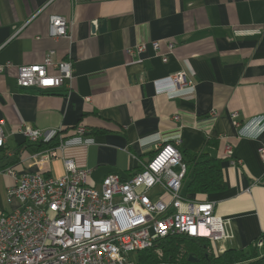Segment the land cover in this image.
I'll return each mask as SVG.
<instances>
[{"label": "crops", "instance_id": "obj_1", "mask_svg": "<svg viewBox=\"0 0 264 264\" xmlns=\"http://www.w3.org/2000/svg\"><path fill=\"white\" fill-rule=\"evenodd\" d=\"M52 16L74 23L72 41L49 36ZM153 42L162 52L175 44L167 63ZM140 45L147 51L138 55ZM51 51L56 61L74 62L71 89L20 88L19 67L42 64ZM8 62L0 72V120L7 123L0 217L15 208L7 202L15 183L8 169L46 177L64 171L60 152L49 162L33 159L38 153L20 129L51 133L48 143L58 133L72 139L82 126L90 143L67 157L90 170L89 185L112 174L128 180L158 146L179 142L189 164L202 155L222 161L224 191L184 198L215 202V215L230 223L224 249L252 252L264 236V0H0V66ZM182 71L190 86L170 95L154 87Z\"/></svg>", "mask_w": 264, "mask_h": 264}, {"label": "built area", "instance_id": "obj_2", "mask_svg": "<svg viewBox=\"0 0 264 264\" xmlns=\"http://www.w3.org/2000/svg\"><path fill=\"white\" fill-rule=\"evenodd\" d=\"M73 26L65 17L52 16L49 36L72 41ZM151 46L164 63L175 49L173 42L166 44V52L159 42ZM146 51V45L136 49L138 55ZM12 66L8 62L0 66V72ZM74 70L70 58L56 61L51 51L42 64L19 67L17 84L39 91L70 90ZM186 78L182 71L153 85L159 93L170 95L192 84ZM238 116L232 114L236 126ZM6 126V121L0 120V148L7 142ZM86 132L80 126L69 140L58 133L55 147L33 156L49 162L56 152L62 153L61 175L46 177L42 172L17 174L15 169L7 170L15 182L8 189L7 202L15 208L0 217V264H136L133 255L173 237L206 239L220 245V254L226 251L223 244L232 238L227 230L230 223L215 215V202H192L182 195L188 167L179 142L158 146L152 159L130 179L112 174L96 187L89 185L90 170L67 157L71 147L90 143ZM19 133L33 145L51 136L30 126ZM227 153L233 154L231 146H227ZM258 153L264 161V147Z\"/></svg>", "mask_w": 264, "mask_h": 264}, {"label": "trees", "instance_id": "obj_3", "mask_svg": "<svg viewBox=\"0 0 264 264\" xmlns=\"http://www.w3.org/2000/svg\"><path fill=\"white\" fill-rule=\"evenodd\" d=\"M57 138L58 136L48 143L41 142L30 148L39 153L54 147ZM184 162L187 164L188 174L183 184V197L218 193L226 189L221 160L202 155L190 164L185 159ZM190 176L192 178L187 183ZM260 242L262 247L259 250ZM136 255L137 264H196L189 261L190 255L199 259V264H264V236L257 242L253 251L248 253L228 250L219 254L214 243L209 240L173 237L159 241L151 249Z\"/></svg>", "mask_w": 264, "mask_h": 264}, {"label": "rangeland", "instance_id": "obj_4", "mask_svg": "<svg viewBox=\"0 0 264 264\" xmlns=\"http://www.w3.org/2000/svg\"><path fill=\"white\" fill-rule=\"evenodd\" d=\"M59 162H57V163H54V165H52L50 168H51V170H52V173L54 174V175H56V174H59V172H61V167H60V165L58 164ZM138 256L137 255H133V260L135 261V263L137 264V262H138Z\"/></svg>", "mask_w": 264, "mask_h": 264}, {"label": "water", "instance_id": "obj_5", "mask_svg": "<svg viewBox=\"0 0 264 264\" xmlns=\"http://www.w3.org/2000/svg\"><path fill=\"white\" fill-rule=\"evenodd\" d=\"M100 30H106V24H104L102 27H101V29ZM189 261L191 262V263H196V264H199L200 263V260L199 259H197V258H194L192 255H190V257H189Z\"/></svg>", "mask_w": 264, "mask_h": 264}]
</instances>
